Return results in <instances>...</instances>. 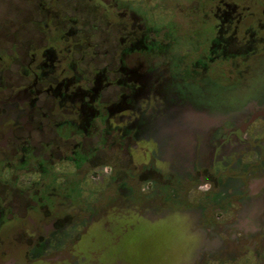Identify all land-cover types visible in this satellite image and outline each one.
Wrapping results in <instances>:
<instances>
[{
    "label": "flooded vegetation",
    "instance_id": "af4514ba",
    "mask_svg": "<svg viewBox=\"0 0 264 264\" xmlns=\"http://www.w3.org/2000/svg\"><path fill=\"white\" fill-rule=\"evenodd\" d=\"M163 2L1 6L0 264H94L58 246L91 241L112 208L192 212L201 228L233 202L264 206V106L236 129L207 114L197 122L198 112L165 122L182 44L175 22H158L176 17ZM225 14L209 16L220 33ZM223 40L213 35L207 54L198 47L195 66L231 56Z\"/></svg>",
    "mask_w": 264,
    "mask_h": 264
},
{
    "label": "rangeland",
    "instance_id": "374dc122",
    "mask_svg": "<svg viewBox=\"0 0 264 264\" xmlns=\"http://www.w3.org/2000/svg\"><path fill=\"white\" fill-rule=\"evenodd\" d=\"M5 1L0 0V10ZM8 2L12 6L18 0ZM163 3L176 17L163 15L158 22H175L182 44L170 60L165 82V109L169 112L165 122L181 121L182 115L173 118L172 112H198L197 122L207 114L218 123L233 121L229 126L236 129L249 109L264 106L263 0ZM217 6L220 12L226 11L222 33L220 20L217 27L216 19L209 18ZM213 35L224 39L231 56L217 57L206 67L195 66L198 47L207 54ZM183 138L188 141V134ZM248 201L244 207L240 201L226 206L216 214V224L201 228L192 212L165 209L137 213L112 208L106 228H91V241L61 243L59 251L75 248L77 254L95 259L94 264H264V206L255 205L256 199ZM145 215H150L149 220Z\"/></svg>",
    "mask_w": 264,
    "mask_h": 264
}]
</instances>
